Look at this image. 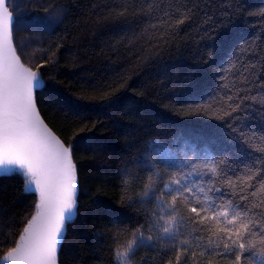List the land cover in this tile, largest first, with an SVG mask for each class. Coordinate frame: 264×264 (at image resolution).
Listing matches in <instances>:
<instances>
[{
    "label": "snow or ice",
    "instance_id": "obj_1",
    "mask_svg": "<svg viewBox=\"0 0 264 264\" xmlns=\"http://www.w3.org/2000/svg\"><path fill=\"white\" fill-rule=\"evenodd\" d=\"M198 7V0H113L95 23L135 24L132 39L144 44L132 52L131 74L126 69L81 86L72 99L45 82L46 75L55 79L46 70L59 71L72 0L34 5L30 19L0 0V170L19 183L11 207L0 203V264H64L68 225L82 209L106 221L95 233L102 250L96 264H264V33L237 32L216 44L222 30L247 23L246 12L264 24V7L251 12L240 0H229L219 18L205 13L203 27L196 25L207 43L180 85L193 102L180 103L177 112L206 117L199 134L144 132L126 136L118 152L101 137L81 135L99 126L80 115L82 105L119 110L126 99L134 103L123 95L129 81L168 53L196 20ZM24 27L29 35L18 42ZM29 45L38 63L27 58ZM75 59L72 66L78 67ZM205 69L214 86L203 81ZM45 91L66 117L76 118L72 123L83 126L67 135L72 123L58 128L49 120L47 105L42 107ZM205 96L210 102H196ZM129 113L140 118L137 108H126L124 115ZM257 137L259 144L253 142ZM79 140L118 159L115 204L102 200L106 193L98 187L82 205L87 190L80 180Z\"/></svg>",
    "mask_w": 264,
    "mask_h": 264
},
{
    "label": "trees",
    "instance_id": "obj_2",
    "mask_svg": "<svg viewBox=\"0 0 264 264\" xmlns=\"http://www.w3.org/2000/svg\"><path fill=\"white\" fill-rule=\"evenodd\" d=\"M50 0H9L18 8L23 9L24 19H30L34 13L31 11L34 5L47 4ZM199 7L196 10V20L186 25L179 33L177 42L161 58L154 60L147 67H143L133 79L129 81L131 87L123 93L134 103H125L120 109L108 108L104 105H82L84 108L80 115L87 116L89 125L97 122L98 127L90 134L82 133V136H96L107 140L118 152L122 147L125 137L143 135L144 132L163 134L166 137L184 133L185 136H194L203 131V124L206 117L183 116L178 114L177 108L180 103H192V99L186 95L185 90L180 87L189 75V69L194 66L201 50L207 41H202L203 32L197 35V24L203 27V17L206 14L220 17L221 10L229 3V0H198ZM242 6L251 12H258L264 7V0H240ZM113 0H72V19L68 35L61 43L63 50L59 53V71L48 69L46 72L55 79L45 77L46 84H50L53 90L57 89L65 95L75 99L80 95L81 86L87 84L102 83L106 79L111 80L114 74L123 70H129L135 64L132 59V52L138 51L144 41L132 39V32L138 31L135 24L119 21H106L96 24L97 15L106 6H112ZM246 24H237L232 29L222 30L217 38L216 44L222 45L230 40L237 32L240 35H255L264 33V24L261 23L258 15L248 16L245 13ZM57 32L63 35L58 28ZM29 35L27 27L17 32L19 42ZM75 37V39H73ZM54 38V37H53ZM259 43V41L257 42ZM133 44L136 47L133 48ZM147 47V45H144ZM28 59L39 62L32 56L33 46L25 49ZM38 55V54H37ZM245 55H250L246 53ZM73 57L78 67H73ZM202 79L208 87L214 84L207 69L202 72ZM214 86V85H213ZM145 90L148 95L141 97L135 95L131 89ZM91 92V89H87ZM179 102V103H177ZM197 103L210 102L205 96L204 101L196 100ZM47 105L48 119L58 128L66 123H72L76 118L71 114L65 116V109H62L55 102V97L45 91L42 96V107ZM168 105V107H165ZM137 108L139 119L133 114L124 115L126 108ZM82 124L72 123V128L66 134L71 135L72 131ZM259 144L257 137L254 141ZM80 146L78 162L80 167V180L86 194L81 197L82 205H86L88 197L102 188L106 195L101 196L102 200L112 204L118 199L119 189L117 188L116 167L118 159L112 152H94L85 140H79ZM19 183L8 176H0V203L11 207L13 197ZM15 210V209H13ZM131 216L132 213L130 212ZM106 221L91 212L85 213L82 209L81 215L75 223L68 225V236L63 241L61 253L64 264H96L101 249L97 246L95 233L100 231ZM143 252H139L131 259L137 260Z\"/></svg>",
    "mask_w": 264,
    "mask_h": 264
},
{
    "label": "water",
    "instance_id": "obj_3",
    "mask_svg": "<svg viewBox=\"0 0 264 264\" xmlns=\"http://www.w3.org/2000/svg\"><path fill=\"white\" fill-rule=\"evenodd\" d=\"M0 176H7L3 170H0ZM71 223H69L70 225Z\"/></svg>",
    "mask_w": 264,
    "mask_h": 264
}]
</instances>
